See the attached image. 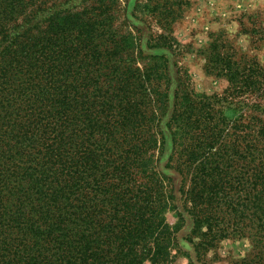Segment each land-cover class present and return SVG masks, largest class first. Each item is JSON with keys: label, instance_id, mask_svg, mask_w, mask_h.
Masks as SVG:
<instances>
[{"label": "trees", "instance_id": "trees-1", "mask_svg": "<svg viewBox=\"0 0 264 264\" xmlns=\"http://www.w3.org/2000/svg\"><path fill=\"white\" fill-rule=\"evenodd\" d=\"M119 1L0 0V264H264V63L210 32L197 92L188 2Z\"/></svg>", "mask_w": 264, "mask_h": 264}, {"label": "rangeland", "instance_id": "rangeland-1", "mask_svg": "<svg viewBox=\"0 0 264 264\" xmlns=\"http://www.w3.org/2000/svg\"><path fill=\"white\" fill-rule=\"evenodd\" d=\"M183 1L188 3L182 2L183 10L172 24V34L182 50L176 57L177 65L185 72L195 91L220 93L226 86L224 78L211 75L204 69L210 32L223 30L225 36L242 53L256 54L258 60L264 63V0ZM119 2L122 3V0ZM249 247L245 238H226L214 252L209 253L206 264H227L229 260L241 256ZM173 264L185 262L178 259Z\"/></svg>", "mask_w": 264, "mask_h": 264}]
</instances>
